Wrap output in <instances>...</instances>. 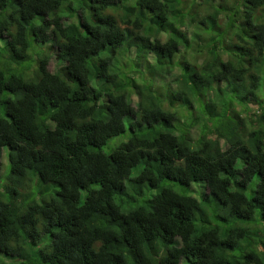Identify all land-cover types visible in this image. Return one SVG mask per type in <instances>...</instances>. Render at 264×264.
<instances>
[{
    "label": "trees",
    "instance_id": "trees-1",
    "mask_svg": "<svg viewBox=\"0 0 264 264\" xmlns=\"http://www.w3.org/2000/svg\"><path fill=\"white\" fill-rule=\"evenodd\" d=\"M0 264H264V0H0Z\"/></svg>",
    "mask_w": 264,
    "mask_h": 264
},
{
    "label": "rangeland",
    "instance_id": "rangeland-1",
    "mask_svg": "<svg viewBox=\"0 0 264 264\" xmlns=\"http://www.w3.org/2000/svg\"><path fill=\"white\" fill-rule=\"evenodd\" d=\"M72 20H75V18H73ZM132 53H131V56H134L135 55V53H134V51H133V49H132V51H131ZM55 67H56V59H53L52 61H51V63H50V68L51 69H55ZM160 77L161 76H157V81H160L161 79H160ZM171 77H169V79H170ZM168 79V80H169ZM171 86H173V88H175L176 87V85L175 84H173V85H171ZM139 96V93L137 92V93H135V96ZM136 100H137V98H136ZM127 133V132H126ZM125 137H126V134H122V135H118V136H115V137H113L112 139H111V141L112 140H114V139H116V138H123V139H125ZM105 150H109V149H106L105 148ZM8 164H9V162H8V158H7V156H6V152H5V155H4V157H3V172H5L7 169H8Z\"/></svg>",
    "mask_w": 264,
    "mask_h": 264
},
{
    "label": "clouds",
    "instance_id": "clouds-1",
    "mask_svg": "<svg viewBox=\"0 0 264 264\" xmlns=\"http://www.w3.org/2000/svg\"><path fill=\"white\" fill-rule=\"evenodd\" d=\"M137 92H138V91H137ZM137 92L134 91V93H133V95H132V97H133V104H134V105H135V103L140 99V97H139V96H140V93H139V92H138V93H139V96H137V95L135 96V93H137ZM136 98H137V100H136Z\"/></svg>",
    "mask_w": 264,
    "mask_h": 264
}]
</instances>
